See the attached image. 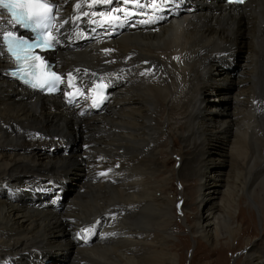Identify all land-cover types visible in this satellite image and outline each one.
Here are the masks:
<instances>
[{
	"label": "bare ground",
	"instance_id": "1",
	"mask_svg": "<svg viewBox=\"0 0 264 264\" xmlns=\"http://www.w3.org/2000/svg\"><path fill=\"white\" fill-rule=\"evenodd\" d=\"M51 1L59 42L47 56L55 55L74 87L57 96L2 74L11 60L1 34L13 22L0 10V185L10 193L0 200V264H39L54 249L74 253L72 264H177L187 248L173 242L181 212L189 234H200L198 264H222L227 252L243 253L235 264H264V0ZM85 35L95 38L83 42ZM241 49L246 59L234 84L249 92L227 96L232 104L224 109L204 110L203 98H221L220 69ZM100 77L111 97L96 111L90 85ZM216 140L230 147L225 179L211 171ZM64 144H75L71 155L45 151ZM78 173L99 207L86 211L74 196L59 211L60 195L34 211L17 202L23 189L34 198L40 184ZM218 184L221 209L199 205L196 218L183 210L205 191L207 198L220 192ZM244 203L261 214V233ZM98 217L104 224L94 228ZM203 239L211 246L206 255Z\"/></svg>",
	"mask_w": 264,
	"mask_h": 264
},
{
	"label": "rangeland",
	"instance_id": "2",
	"mask_svg": "<svg viewBox=\"0 0 264 264\" xmlns=\"http://www.w3.org/2000/svg\"><path fill=\"white\" fill-rule=\"evenodd\" d=\"M94 38L95 37L92 35H89V36L85 35L82 38V41L88 42ZM245 56H246V51L244 49H241L238 53L235 54V56L233 58L230 59V61H229V63H227V65L225 64V66L222 69H220V76H221L222 81H221V88L219 89V93L221 95V98L217 97L216 95H214V96L210 95L207 98H203V99L201 98L203 102H206L204 105L205 106L204 110H208L211 106L218 108V109H224L225 107L232 104V101H230L229 99H225L227 96L233 97V95H236L238 93H239L238 95L245 96L249 92V90H250L249 87H245V86L239 87V85L234 84V82H236L239 79V77L241 76L240 71H242L241 66L244 64V61L246 59ZM48 57H50V56H48ZM50 58L58 61V59L55 57V55H52ZM258 67H261L260 61H258ZM7 69L8 68L1 70L2 74L5 75L6 77H7ZM229 77H230V79H229ZM245 91H247V92H245ZM221 93H223V94H221ZM106 108H104V109H106ZM95 113H97V112H95ZM218 117H220V115H216L215 119H217ZM75 148H76L75 144H66V145L64 144V145H61L58 147L46 148L45 151H46V153H48L52 157H60V156H65V155H71L74 152ZM229 149H230L229 145L226 142H223L222 140L213 141L211 143V145L209 146V150L211 152L210 157L213 159V163L211 164V168H212L211 171L213 172V175L220 176L222 179H225L227 177V175L231 174V172H230L231 171V169H230L231 163H230V156H229L230 150ZM169 158L171 161L168 164V168H172V166L174 165L175 159L170 157V156H169ZM85 178L86 177L84 174L78 173L75 175H71L68 179H66L64 181L62 180L60 182V184L42 183L39 185L40 187H38V190H37L38 196H35L34 198L27 196V194H32L31 188H27V190L23 189L22 194H20V196H19L21 198H19L17 200V202H18V204L21 203V206H23L24 208L28 209L27 207H29L30 210L33 209L32 211H34V210H36V209L38 210L40 208L41 203L48 201V200H51L56 195H60V196H58L61 199L60 201L57 200L56 204L55 203L53 204V202H52L53 206L59 211H64L66 209V206L70 203V200H72V198L74 199L75 197L79 198L78 200H76V203L82 201L81 202L82 204L81 203H78V204H80V206H82L84 210H86V211H88L90 209L92 210L95 207L96 208L99 207L100 204H98L99 202H98V198H97L96 194L91 195L88 193L89 188L87 187V183L85 181L86 180ZM191 181L196 182V179H192ZM172 186H173V188L175 186V188L177 190H181V188H182L176 182H173ZM6 188L7 187L0 185V200L5 199L6 196H8V194H10L8 189H6ZM213 188L219 189L220 192L212 193L211 198H210V196H209V198H207L208 193H210V192L205 191V192L200 194L201 196L200 195L198 196L199 199L197 198L195 200V201H197V203H194L193 201L190 200L187 203V205L184 206L185 209H183V210L186 213H188L189 216L196 218L197 215H201L199 205H207L208 204L209 206H211L215 209H221L222 205L224 204L223 202H225V200H226V197L224 196V193H223L224 189H223V187H221L220 184L214 185ZM27 197L32 199V200H28V201L24 202L25 200H27L26 199ZM93 204H95V205H93ZM32 206H34L35 209ZM92 206H93V208H92ZM243 206L249 207L250 210H252L254 212L255 224H256L258 232L261 233L262 232L261 214L258 212L256 207H254L252 204L249 205L248 203H244ZM181 207H183V205H181ZM176 212L178 214V212H180L179 209H177ZM236 212L238 213V209ZM181 213H182V216H181L180 220H177L176 222L181 224L182 229L177 228V230L178 229H180V230H178V232H176L177 237L173 238V242H179V243H181V245H183V247H187V248L185 249L186 250L185 251V255H186L185 259H182L180 261V263H179V260H177V264H195V263L198 264L195 261H200L199 258H203L202 254L197 255L198 260H195V257H194L196 250L199 249L198 239H199L200 234L199 235H198V233L197 234L193 233L192 235L189 234V230H188V228H186V220H185V218H183V212H181ZM98 218H101V220H103L102 217H98ZM106 225H107V223H106ZM189 235H190V237H188L189 240L184 239V237H187ZM203 241L205 242V244H207L209 246V243H207L204 239H203ZM254 242H256V244L259 245L260 248L263 246V241L261 240V236L254 238ZM210 247L211 246L202 248V252L204 255H206V253H208V250H209L208 248H210ZM245 249H246V247L244 248V251H245ZM58 251H59V253H58ZM177 252H179V251H177ZM227 253H226L225 258L222 261V264H235L236 261L241 257V255H243L242 252H236V253L227 252ZM74 257H75L74 253H68V252L63 251V250L54 249V251L50 250V251L46 252V255L42 258V260L39 264H43V263L44 264H72L73 260L75 259ZM178 259H179V257H178ZM213 259H214V257H212V259H210L209 261H206V262L209 263Z\"/></svg>",
	"mask_w": 264,
	"mask_h": 264
},
{
	"label": "snow or ice",
	"instance_id": "3",
	"mask_svg": "<svg viewBox=\"0 0 264 264\" xmlns=\"http://www.w3.org/2000/svg\"><path fill=\"white\" fill-rule=\"evenodd\" d=\"M239 3H243L244 0H238ZM0 3H2V0H0ZM3 7L9 9V11L12 14V17L15 21L17 22H25L29 19H31L32 17L30 15H25L23 13H18L17 11H15L14 9L21 7L20 4L18 3H3ZM40 7L45 8L46 12H51V8L48 7L47 5L41 4ZM43 20H48L49 17L47 15H44L42 17ZM36 26H47V25H41L40 21L36 22ZM21 45H23V42H21ZM31 47V46H28ZM58 79V78H57Z\"/></svg>",
	"mask_w": 264,
	"mask_h": 264
}]
</instances>
